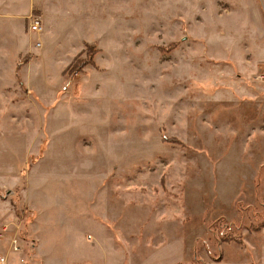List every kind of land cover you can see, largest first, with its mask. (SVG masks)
I'll list each match as a JSON object with an SVG mask.
<instances>
[{"label": "rangeland", "instance_id": "obj_1", "mask_svg": "<svg viewBox=\"0 0 264 264\" xmlns=\"http://www.w3.org/2000/svg\"><path fill=\"white\" fill-rule=\"evenodd\" d=\"M71 1L57 31L75 44L32 64L36 97L11 103L29 57L24 92L0 73V182L22 178L27 264L21 189L46 152L28 195L47 264H264V0Z\"/></svg>", "mask_w": 264, "mask_h": 264}, {"label": "crops", "instance_id": "obj_2", "mask_svg": "<svg viewBox=\"0 0 264 264\" xmlns=\"http://www.w3.org/2000/svg\"><path fill=\"white\" fill-rule=\"evenodd\" d=\"M58 1L59 0H14L13 4L11 0L0 1V73H11V75H13L12 77H14L13 86L15 88H20L15 85V67L17 61L20 58L29 57L27 64L21 67L18 72L23 81L25 92L19 89V92L22 91L24 93H15L13 99L11 100L12 104L18 101H14L15 97H19L20 99L30 98L31 95L36 97L32 93H27L30 92V86L25 82L27 81V75L32 68V64L47 59L49 53L52 50H55L56 46H64V44L70 46L75 44V40L63 39V35L57 31L58 22L61 24L65 15L72 16L74 14L72 10V8H74L72 7V1L61 0L63 3L64 1L68 3L65 6L59 4ZM99 4L102 5V2L100 1ZM53 5H55L53 10H49V8ZM62 7L63 9H61ZM33 11H38V13H33ZM53 11H59V20L57 18V14H55ZM92 12L93 14H96V2L93 6ZM84 15L87 16L86 13H84ZM31 18L39 19L41 28L39 32H33L30 30ZM73 20L74 18L72 19L71 17L69 24ZM15 24L19 25L16 29L14 28ZM66 34L67 33L65 32V35ZM44 39L48 40V42ZM79 44L78 46L92 45L97 43L82 39V42ZM12 49L13 52L11 51ZM63 68L61 67V71L64 70ZM252 78L254 79L255 83L258 84L259 80L257 77L254 75ZM258 78H260V82L264 84V74L259 75ZM11 88L12 87H8L5 88V90H9ZM57 105L58 103L56 102V106ZM24 116L31 120L28 111ZM47 155L48 154L46 152L44 159L37 165L33 166L26 174L25 179L27 180V185L21 189L22 202L37 215L35 218V229L31 230V236L34 237L36 241V246L34 247L32 254L35 264H47V252H45V250L42 248L41 238L37 232L38 224L40 223V212L38 208H35L33 205L34 202L29 198L28 191L31 187L30 180L32 175L41 167L39 165L46 159ZM14 171L15 167L13 168V172ZM2 174L6 176L9 175L4 173V170H0V175ZM15 174L16 173H13L12 175L14 176ZM17 176L21 177L19 174ZM37 177L41 179V175ZM13 178L16 177L14 176ZM21 182L22 178H17L14 182H0V195L5 193V196H0V256L5 258V264H27L29 258L28 252L25 250V247H23L22 239L17 234V232H15L17 219L13 203L10 200L12 191L19 188ZM14 238L18 239V241L21 243V249L18 252H13L10 249L11 241ZM87 262V264H90V260H87Z\"/></svg>", "mask_w": 264, "mask_h": 264}, {"label": "built area", "instance_id": "obj_3", "mask_svg": "<svg viewBox=\"0 0 264 264\" xmlns=\"http://www.w3.org/2000/svg\"><path fill=\"white\" fill-rule=\"evenodd\" d=\"M30 30L33 32H39L40 31V21L37 18H31L30 19ZM10 249L13 252H18L21 249V243L18 241V239L14 238L11 241ZM0 264H5V258L3 256H0Z\"/></svg>", "mask_w": 264, "mask_h": 264}, {"label": "trees", "instance_id": "obj_4", "mask_svg": "<svg viewBox=\"0 0 264 264\" xmlns=\"http://www.w3.org/2000/svg\"><path fill=\"white\" fill-rule=\"evenodd\" d=\"M18 66V65H17ZM68 69H70V71H72V72H77L79 69H77V67L75 66V65H71ZM67 69V70H68ZM69 71V70H68Z\"/></svg>", "mask_w": 264, "mask_h": 264}]
</instances>
